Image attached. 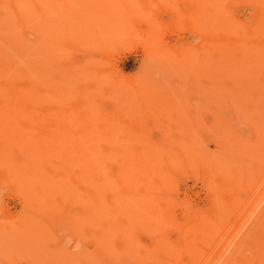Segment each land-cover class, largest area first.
I'll use <instances>...</instances> for the list:
<instances>
[{
  "label": "rangeland",
  "instance_id": "374dc122",
  "mask_svg": "<svg viewBox=\"0 0 264 264\" xmlns=\"http://www.w3.org/2000/svg\"><path fill=\"white\" fill-rule=\"evenodd\" d=\"M8 88L0 264H264V0H0Z\"/></svg>",
  "mask_w": 264,
  "mask_h": 264
},
{
  "label": "bare ground",
  "instance_id": "6f19581e",
  "mask_svg": "<svg viewBox=\"0 0 264 264\" xmlns=\"http://www.w3.org/2000/svg\"><path fill=\"white\" fill-rule=\"evenodd\" d=\"M82 62V61H81ZM88 62V61H87ZM10 89H12V88H8L7 89V91H5V92H1L0 91V107H6V104L4 103L5 102V100L6 99H10L11 98V96H9L10 94L12 95V94H14L15 92L13 91V90H10ZM19 90V89H18ZM14 92V93H13ZM21 93H22V91H21ZM15 98H14V96H13V102L11 103V105L10 106H12V108H14V107H17L18 105H19V100L21 99V98H19L20 96H22V95H20V92H17V93H15ZM11 100H12V98H11ZM87 156V155H86ZM85 156V157H86ZM88 157H89V155H88ZM87 158V157H86ZM84 159V158H83ZM91 159V158H90ZM96 159V158H95ZM134 159V158H133ZM150 159V158H149ZM87 160H88V158H87ZM131 160V159H130ZM99 161V160H98ZM139 161H141V160H139ZM97 162V161H96ZM145 162V161H144ZM86 163V162H85ZM90 163V162H89ZM92 163H93V161H92ZM95 163V162H94ZM123 163V162H122ZM139 163V162H138ZM91 165V164H90ZM135 165V164H134ZM145 165V163H143V165L142 166H144ZM101 166V165H100ZM131 166V165H130ZM137 166H139V164H137ZM141 166V165H140ZM139 166V169L141 168ZM150 166V165H149ZM94 167V166H93ZM136 167V166H135ZM134 167V168H135ZM98 168V167H97ZM125 168V167H124ZM130 168V167H129ZM131 168H132V166H131ZM130 168V169H131ZM138 168V167H137ZM120 169V168H119ZM147 169H149L148 168V166H147ZM146 169V170H147ZM135 170V169H134ZM157 170V169H156ZM94 171H96V170H94ZM119 171V170H118ZM130 171V170H129ZM138 171V170H137ZM160 171V170H159ZM124 172H126V171H124ZM147 172V171H146ZM151 172H152V170H151ZM86 173H87V171H86ZM122 173H123V171H122ZM141 173V172H140ZM83 174H85V173H83ZM118 174H120V173H118ZM125 174V173H124ZM128 174H131V173H128ZM139 174V173H138ZM142 174V173H141ZM153 174V173H152ZM151 173H150V175H152ZM156 174V173H155ZM135 175H137V173H135ZM144 175V174H143ZM81 176V175H80ZM119 176V175H118ZM128 176V175H127ZM120 177V176H119ZM129 177V176H128ZM132 177V176H131ZM131 177H129V178H131ZM126 178V177H125ZM125 178H123V179H125ZM133 178H131V180H132ZM146 179V178H145ZM165 179V178H164ZM83 180V179H82ZM118 180H119V178H118ZM120 180H121V178H120ZM130 180V181H131ZM140 180V179H139ZM102 181H104V180H102ZM121 181H124V180H121ZM120 181V182H121ZM129 181V180H128ZM149 181V180H148ZM214 181V180H213ZM81 182V181H80ZM103 183V182H102ZM123 183V182H122ZM121 183V184H122ZM162 183V182H161ZM106 183L104 182V185H105ZM124 184V183H123ZM133 184V183H132ZM126 185V184H125ZM152 185V184H151ZM151 185H149L150 187H151ZM213 187V186H212ZM153 188H154V186L152 187V190H153ZM163 188V187H162ZM127 189L129 190V188L127 187ZM134 189V188H133ZM155 190H156V188H154ZM123 190V189H122ZM150 190H151V188H150ZM160 190V189H159ZM124 191V190H123ZM143 191V190H142ZM99 192V191H98ZM155 192V191H154ZM156 192H158V190L156 191ZM133 193H134V191H133ZM141 193H143V192H141ZM140 193V194H141ZM159 193V192H158ZM111 194V193H110ZM135 194V193H134ZM150 194V193H149ZM155 194V193H154ZM99 195V194H98ZM142 195V194H141ZM141 195H140V197L139 198H141ZM218 195V194H217ZM216 195V196H217ZM100 196V195H99ZM136 196V195H135ZM152 196V195H151ZM150 197V196H149ZM148 198V197H147ZM111 199H112V197H111ZM142 199V198H141ZM262 200V199H261ZM214 201H215V199H214ZM219 206V205H218ZM260 206H262V205H260ZM158 214H159V212H158ZM158 216V215H157ZM203 217V216H202ZM214 217V216H213ZM216 219V218H215ZM222 219V218H221ZM209 223V222H208ZM200 224V223H199ZM221 225V224H220ZM208 227V226H207ZM210 229V228H209ZM211 230V229H210ZM201 232V231H200ZM123 240H124V238H123ZM126 240V239H125ZM124 240V241H125ZM126 242V241H125ZM161 242V241H160ZM130 243V242H129ZM167 244V243H166ZM128 244L126 243V246H127ZM130 245H132V244H130ZM136 245V244H135ZM165 245V244H164ZM236 246H238V245H236ZM160 247V246H159ZM167 247V246H166ZM235 248V247H234ZM237 248V247H236ZM126 249H127V247H126ZM186 249V248H185ZM194 249V248H193ZM196 249V248H195ZM155 250H157V248L155 249ZM168 251V250H167ZM136 252V251H135ZM155 252V251H154ZM160 252V251H159ZM159 252L157 251V253L159 254ZM182 252V251H181ZM186 252V251H185ZM189 252V251H188ZM197 252V251H196ZM231 252V251H230ZM238 253V252H237ZM166 254V253H165ZM211 254V253H210ZM162 255V254H161ZM229 255V254H228ZM233 255H235V254H233ZM171 256V255H170ZM164 257V256H163ZM166 257V256H165ZM164 257V258H165ZM169 258V257H168ZM193 258V257H192ZM200 258V257H199ZM172 259V258H171ZM139 260V259H138ZM151 260V259H150ZM158 260V259H157ZM148 261H149V259H148ZM152 262H153V260H152ZM161 262V261H160ZM234 262V261H233ZM258 262V261H257ZM145 263V262H144ZM154 263L155 264H158L157 262H155L154 261ZM235 263V262H234ZM139 264H141V263H139Z\"/></svg>",
  "mask_w": 264,
  "mask_h": 264
}]
</instances>
